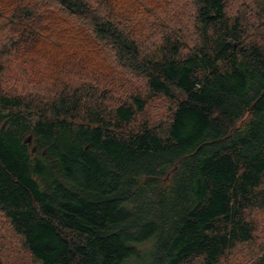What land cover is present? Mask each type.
Wrapping results in <instances>:
<instances>
[{"label":"trees","instance_id":"1","mask_svg":"<svg viewBox=\"0 0 264 264\" xmlns=\"http://www.w3.org/2000/svg\"><path fill=\"white\" fill-rule=\"evenodd\" d=\"M260 210L264 0H0V213L35 261L224 264Z\"/></svg>","mask_w":264,"mask_h":264},{"label":"rangeland","instance_id":"2","mask_svg":"<svg viewBox=\"0 0 264 264\" xmlns=\"http://www.w3.org/2000/svg\"><path fill=\"white\" fill-rule=\"evenodd\" d=\"M145 27L139 26L137 31L143 36ZM162 116L166 113L167 103L162 102ZM251 219L256 227V233L249 244L238 246L224 264H251L253 256L264 249V211L252 213ZM236 261H234V259ZM0 260L3 264H40L35 261L30 253L22 246L21 240L16 236L9 224L0 213Z\"/></svg>","mask_w":264,"mask_h":264},{"label":"water","instance_id":"3","mask_svg":"<svg viewBox=\"0 0 264 264\" xmlns=\"http://www.w3.org/2000/svg\"><path fill=\"white\" fill-rule=\"evenodd\" d=\"M29 141V140H28Z\"/></svg>","mask_w":264,"mask_h":264}]
</instances>
